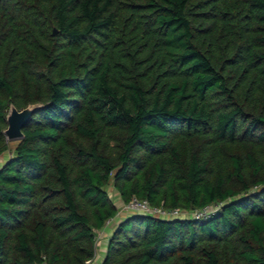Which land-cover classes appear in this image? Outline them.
<instances>
[{
	"label": "trees",
	"instance_id": "1",
	"mask_svg": "<svg viewBox=\"0 0 264 264\" xmlns=\"http://www.w3.org/2000/svg\"><path fill=\"white\" fill-rule=\"evenodd\" d=\"M0 0V264H264V0ZM53 30L55 34H53ZM203 216L194 217V211ZM189 214V215H188Z\"/></svg>",
	"mask_w": 264,
	"mask_h": 264
},
{
	"label": "rangeland",
	"instance_id": "2",
	"mask_svg": "<svg viewBox=\"0 0 264 264\" xmlns=\"http://www.w3.org/2000/svg\"><path fill=\"white\" fill-rule=\"evenodd\" d=\"M123 1L126 2V3H129L130 0H123ZM135 2H138V1L135 0ZM17 144H18V142H10V143H8V149H9L10 153L9 152H5L3 155L0 156V165L7 159L8 156L11 155V151L14 150V148L16 147ZM105 189H106V192L108 193L110 199L116 205V207L118 209V215H117V218L109 221L108 224H105V227L103 228L102 231H100L99 233H96L95 264L101 263V261H102V259L104 257V254H105L104 244L107 241L108 237L110 236L111 230L113 229L115 223L119 219L123 218L124 216H126L128 214L127 212H125V209H124L125 205L120 201V199L118 197V194L114 190V187H113L112 183L108 184L105 187ZM190 214H193V213H190ZM99 240L102 241V242H98Z\"/></svg>",
	"mask_w": 264,
	"mask_h": 264
},
{
	"label": "water",
	"instance_id": "3",
	"mask_svg": "<svg viewBox=\"0 0 264 264\" xmlns=\"http://www.w3.org/2000/svg\"><path fill=\"white\" fill-rule=\"evenodd\" d=\"M53 34H55L54 30ZM39 107V105H29L18 111L13 106H10L6 116L7 127L3 132L7 143L19 142L23 138V127L30 120L32 114L39 109Z\"/></svg>",
	"mask_w": 264,
	"mask_h": 264
},
{
	"label": "built area",
	"instance_id": "4",
	"mask_svg": "<svg viewBox=\"0 0 264 264\" xmlns=\"http://www.w3.org/2000/svg\"><path fill=\"white\" fill-rule=\"evenodd\" d=\"M125 212L132 213V214H143L149 216H155L162 219H173L181 216H185V213H181L177 209H165L162 207H152L148 204L147 201L144 200H137L135 198L131 199L127 204L124 206ZM206 210L202 212H193L194 217L203 216ZM106 222V224H108ZM89 264V262H87Z\"/></svg>",
	"mask_w": 264,
	"mask_h": 264
},
{
	"label": "crops",
	"instance_id": "5",
	"mask_svg": "<svg viewBox=\"0 0 264 264\" xmlns=\"http://www.w3.org/2000/svg\"><path fill=\"white\" fill-rule=\"evenodd\" d=\"M9 157V156H8ZM7 157V158H8ZM100 239V238H99ZM102 240V239H101ZM98 242H102V241H98ZM104 247L106 248V242H105V244H104ZM95 256H96V254H95ZM89 264H95V257H94V259L89 263ZM99 264H101V263H99Z\"/></svg>",
	"mask_w": 264,
	"mask_h": 264
}]
</instances>
